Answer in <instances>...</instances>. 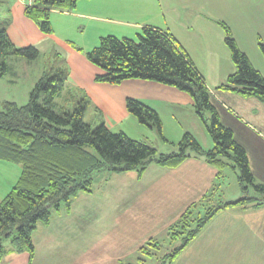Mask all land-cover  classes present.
<instances>
[{
    "label": "trees",
    "instance_id": "1",
    "mask_svg": "<svg viewBox=\"0 0 264 264\" xmlns=\"http://www.w3.org/2000/svg\"><path fill=\"white\" fill-rule=\"evenodd\" d=\"M78 1L34 0L26 7L25 14L44 33L50 34L53 32L51 10L73 9ZM221 25L236 70L216 90L264 102V75L240 49L230 27L226 23ZM259 47L264 55V42L260 41ZM9 56L33 61L40 56V51L35 46L17 47L2 27L0 77L8 71ZM86 56L101 70L95 77L97 82L120 84L129 79H142L188 93L214 145L205 149L192 133H185L174 144L176 151L162 153L153 144L131 138L123 131L110 130L104 121L94 125L85 119L90 100L79 89L67 84L68 69L57 67L51 74L45 73L30 92L26 104L5 100L0 109V161L21 167L18 181L0 201V260L10 253L28 250L33 261L32 235L38 224L49 223L53 211H60L62 206L71 209L79 193L92 192L94 176L103 170L112 173L135 171L141 178L152 164L175 168L190 157L203 158L218 170L210 191L168 226L169 242L179 244L157 257L154 264L172 263L220 210L250 202L252 188L264 193V183L256 182L246 148L235 139L232 128L222 123L212 90L173 34L147 26L138 41L105 36L98 46L86 52ZM127 108L139 123L156 129L161 139L167 141L156 110L134 98H128ZM228 166L238 169V180L248 195L216 203L215 196ZM162 245V241L153 238L139 252L153 258Z\"/></svg>",
    "mask_w": 264,
    "mask_h": 264
},
{
    "label": "crops",
    "instance_id": "2",
    "mask_svg": "<svg viewBox=\"0 0 264 264\" xmlns=\"http://www.w3.org/2000/svg\"><path fill=\"white\" fill-rule=\"evenodd\" d=\"M33 2L0 0L7 7L6 22L2 27L17 47L35 46L40 54L54 49L53 53L63 61L61 67L68 69V86L79 89L91 102L85 115L88 122L104 121L110 130L123 131L139 140L133 132L144 130L127 108L128 98H134L158 112L167 139L162 147L178 143L185 133H192L205 149L213 147L214 142L196 114L194 101L188 93L142 79H129L120 84L95 80L101 70L87 58V51L98 46L102 37L113 35L136 39L143 28L151 26L170 32L184 47L212 90L218 107L242 119L236 108L252 123L243 119L250 129L255 124L264 130V102L255 97L216 90L236 70L221 23L230 27L240 49L264 75V55L259 47V42H264V0H79L73 9L51 10L53 32L50 34L44 33L35 21L26 16V7ZM226 100H230V107ZM146 127L148 133L156 136V129ZM259 127L255 128L259 130ZM196 132H201L203 143ZM154 146L159 152L165 150ZM4 163L18 166L0 161V165ZM250 167L255 179L259 175L258 183H264V172L251 163ZM217 173L218 170L203 158L190 157L175 168L152 164L141 178L135 171L116 174H124L130 182L146 187L141 194L131 196L137 202V208L142 201H157L160 204L157 212L147 209L141 214L131 212L129 217L134 214L137 219L147 216L151 227L161 228V223L164 229L210 191ZM93 192L94 186L92 192H81L73 199L71 209L66 211L65 216H59L65 226L71 217H88L92 211L90 202L95 197ZM249 194L252 198L250 202L220 210L170 264H264V194L254 190H250ZM105 198L116 206L121 203L123 193L107 194ZM221 219H225L226 223L218 224ZM51 221L43 224L44 227L50 226ZM129 221L127 218V224ZM85 224L87 226L83 223L80 229L83 234L85 230L89 232L91 223L88 221ZM85 241L89 248L90 242ZM118 243L110 241L103 248L102 264L121 258L122 244L118 246ZM89 255L87 251L83 264H91ZM33 261L30 260V263ZM0 264H24V261L18 253H11L0 260Z\"/></svg>",
    "mask_w": 264,
    "mask_h": 264
},
{
    "label": "rangeland",
    "instance_id": "3",
    "mask_svg": "<svg viewBox=\"0 0 264 264\" xmlns=\"http://www.w3.org/2000/svg\"><path fill=\"white\" fill-rule=\"evenodd\" d=\"M6 9V3H0V28H2L6 22ZM134 40L138 41L139 38ZM94 47L96 46H93V48ZM53 52L54 49L42 53L33 61H29L20 56H9L7 58L8 71L0 77V109L3 107V102L5 100H13L19 104H26L29 101L30 92L33 90L38 80L41 79L45 73L51 74L53 69L61 67V63L63 64L62 59L57 58V55ZM225 102L228 107H230V100H226ZM217 108L222 123L229 128H231L230 125L234 128H232V130L235 139L247 149L250 163L253 166H258V168L264 172V130L259 126H255V124H253V126H251L252 129H250V125L247 126L245 124L249 122V119L236 108L235 111L240 114L242 119L232 116L229 111H225L221 109V107L217 106ZM205 117L209 118V114L205 113ZM134 120L138 122L137 124H141L136 118ZM93 123L94 125L99 124V122ZM249 123L252 124L251 122ZM140 126H142V130L144 131L133 132V135L140 138L139 140L146 141L153 145L155 144L158 147H162L163 144H165L156 130L157 134L154 136L148 133L149 131H147L146 125L141 124ZM255 127H259L260 129L258 130ZM196 133L197 137L203 143L204 138L201 132ZM162 148L165 150L162 149L160 151H166L165 153H171L177 150V146L171 144ZM3 167L11 169L5 170ZM253 169L256 171V167ZM19 170H21L19 165L6 163L0 165V201L11 191L16 181H18L19 178L17 177L20 176ZM117 176H119V178ZM126 178L124 174L118 175L106 170L96 174L94 176L93 185V195L95 197H92L93 202H90L92 211L88 215L89 218L87 216L71 217L66 224L67 226H65L62 217H59L65 216L67 211L64 208L65 206H62L61 212L58 211L60 215H57L58 212L53 211V221H51V225L46 228L43 225L44 223L40 222L37 226V231L32 235L36 252L33 263H30V252L28 250L17 252L20 259L24 261V264H83V257L86 260L85 255L87 251L90 253L91 264H102L101 257L102 252H104L103 248H105L110 241H117V243L119 242L122 244H120L122 256L117 260L113 259L107 264H154L157 257L164 256L173 246L178 245L179 243L172 245L169 242L167 235L168 228L162 229L161 223V228L157 226L151 227L147 216H141L139 219L135 217V214H141L142 211L147 209L157 212L160 209V204L157 201H142L140 207L137 208V202L131 196L134 193L141 194L146 187L142 186V184L136 185L135 182L129 181L130 178ZM259 178L258 175L256 182H260ZM251 190L255 189L252 188ZM118 192L123 193V199L121 203L116 206L115 204L107 202V198L103 199L107 194ZM255 192L257 191L255 190ZM257 193L261 195L264 194L261 192ZM247 195L248 193L243 192V187L238 180V169L234 170L230 166L226 167L224 170V177L220 181L218 193L215 196L216 203L219 201H235ZM94 198H96L95 201ZM99 203L101 209H99ZM212 203H215V201ZM131 212L135 214L129 217V213ZM127 218L130 219L129 224H127ZM73 221L75 222L74 225L77 226L73 225ZM78 221L79 223L77 224ZM88 221L91 223L90 230L89 232L85 230L83 234L80 229L83 223L86 227L87 225L85 223ZM225 223L226 220L221 219L218 224ZM72 228H74V230H72ZM83 235L85 237L84 240ZM153 238L162 241L163 245L156 251L157 255L151 258L149 255H143L139 250L148 240ZM85 240L90 242L89 248ZM7 246H10V244ZM83 251H85V255Z\"/></svg>",
    "mask_w": 264,
    "mask_h": 264
},
{
    "label": "built area",
    "instance_id": "4",
    "mask_svg": "<svg viewBox=\"0 0 264 264\" xmlns=\"http://www.w3.org/2000/svg\"><path fill=\"white\" fill-rule=\"evenodd\" d=\"M28 1H30V2H31V1H34V0H28Z\"/></svg>",
    "mask_w": 264,
    "mask_h": 264
}]
</instances>
